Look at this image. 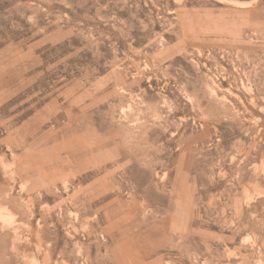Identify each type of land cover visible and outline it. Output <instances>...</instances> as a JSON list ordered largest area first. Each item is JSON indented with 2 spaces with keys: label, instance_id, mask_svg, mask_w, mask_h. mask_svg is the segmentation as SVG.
<instances>
[{
  "label": "rangeland",
  "instance_id": "374dc122",
  "mask_svg": "<svg viewBox=\"0 0 264 264\" xmlns=\"http://www.w3.org/2000/svg\"><path fill=\"white\" fill-rule=\"evenodd\" d=\"M0 264H264V0H0Z\"/></svg>",
  "mask_w": 264,
  "mask_h": 264
}]
</instances>
